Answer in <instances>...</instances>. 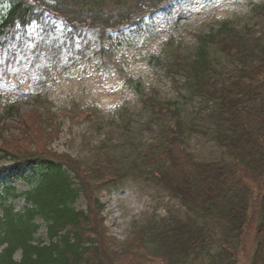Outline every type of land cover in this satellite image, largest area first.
<instances>
[{"label": "trees", "instance_id": "16d2710c", "mask_svg": "<svg viewBox=\"0 0 264 264\" xmlns=\"http://www.w3.org/2000/svg\"><path fill=\"white\" fill-rule=\"evenodd\" d=\"M176 1L0 0V82L8 70L21 64L37 77L70 67L79 62L92 40L102 48L106 38L113 49L128 38L135 43L138 37L140 42L150 40L156 30L153 17ZM47 10L66 18L59 33ZM29 25L38 28L31 32ZM195 40L187 62L170 61V68L175 67L174 74L182 73L178 86L188 95L215 104L211 137L222 155L198 159L190 154L182 146L191 126L182 117H172L175 131L167 143L175 150L169 157L171 166L169 161L161 165L159 140L146 142L144 154L150 155L141 165L136 161L118 164L102 144L94 148L89 162L47 154L23 156L21 162L13 157L9 172L0 178V264H120L121 257L130 256L154 258L155 264H195L197 260V264H237V251L250 221L254 227L249 264H264V33L224 21ZM101 56L114 66L110 52L102 49L98 59ZM219 67L229 75H223ZM129 79L127 86L141 93V80ZM144 102L153 116L166 108L179 113L176 100ZM4 106L6 115L16 110L13 104ZM143 167L182 203L185 212L152 218L126 240L119 259L118 250L107 247L109 236L103 219L97 217L103 204L94 193L100 185H115L128 175L138 177ZM17 180L27 188L19 190ZM81 195L88 199L87 209L75 206ZM19 198L24 204L16 208ZM42 225L46 241L37 235Z\"/></svg>", "mask_w": 264, "mask_h": 264}, {"label": "rangeland", "instance_id": "374dc122", "mask_svg": "<svg viewBox=\"0 0 264 264\" xmlns=\"http://www.w3.org/2000/svg\"><path fill=\"white\" fill-rule=\"evenodd\" d=\"M224 21L237 28L264 33V0H177L168 10L155 15L156 30L150 40L140 42L138 37L136 43L131 38L122 41L109 57L114 66L104 56L92 59L85 54L73 69L55 72L43 84L32 80L30 72H18L22 88L0 91V178L9 172L13 157L17 158L15 162H21L23 156L47 154L62 160L89 162L92 151L101 144L109 147L118 164L136 161L141 165L150 155L144 154L148 150L146 142L159 140L163 149L161 165H165L175 153L174 147L167 145L175 131L172 117L174 120L182 117L191 126L182 146L190 154L198 159L221 156V147L211 137L215 124L210 118L215 104L205 97L188 95L184 87H179L182 73L174 74L175 67L170 68L169 62H187L195 48L196 36ZM62 26L59 21L57 30ZM106 29L112 27L106 25ZM221 72L229 75L223 68ZM129 78L141 80V93L127 86ZM182 94H187V98ZM149 98L161 103L176 100L174 107H178L179 113L165 107L153 116L151 106L144 102ZM8 103L16 107L11 115L4 114V105ZM3 152L9 155L3 157ZM168 163L172 165V161ZM140 172L135 178L124 177L117 185L105 188L100 185L94 193L103 204L97 217L103 219L109 236L107 247L118 250L119 259L126 240L152 218L185 212L182 203L153 180L149 169L143 167ZM14 183L19 190L27 188L24 181ZM23 204L22 198L16 200V208ZM88 204V199L81 195L75 206L87 209ZM253 227L250 221L245 240L237 251V264L250 262ZM37 235L46 241L44 225ZM118 257L115 261L120 262ZM121 261L120 264H155L157 260L130 256L121 257Z\"/></svg>", "mask_w": 264, "mask_h": 264}]
</instances>
